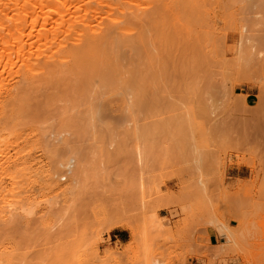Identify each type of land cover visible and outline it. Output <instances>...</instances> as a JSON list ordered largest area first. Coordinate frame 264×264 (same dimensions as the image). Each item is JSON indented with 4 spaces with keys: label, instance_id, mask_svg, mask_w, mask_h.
I'll list each match as a JSON object with an SVG mask.
<instances>
[{
    "label": "rangeland",
    "instance_id": "374dc122",
    "mask_svg": "<svg viewBox=\"0 0 264 264\" xmlns=\"http://www.w3.org/2000/svg\"><path fill=\"white\" fill-rule=\"evenodd\" d=\"M62 1L88 40L0 112L19 156L0 204L30 211L0 217V264H244L228 232L264 229V0Z\"/></svg>",
    "mask_w": 264,
    "mask_h": 264
},
{
    "label": "bare ground",
    "instance_id": "6f19581e",
    "mask_svg": "<svg viewBox=\"0 0 264 264\" xmlns=\"http://www.w3.org/2000/svg\"><path fill=\"white\" fill-rule=\"evenodd\" d=\"M14 3L15 0H0V112L19 91L21 85H27L37 75L48 74L54 64L63 63L66 57L73 55L76 47L83 46L88 40L82 32L72 35V27L65 18L66 1H60L63 8L59 10L57 17L45 9L50 5V0H34L29 8L21 5L18 13L12 16L6 10L11 9ZM3 16L9 18L8 23L1 20ZM115 30L117 28L111 26L100 35L102 38H108ZM245 48L250 56L254 54L250 49L252 45ZM257 55L264 60V37L260 38ZM6 145L4 146L0 139V198L3 193L4 173L8 172L12 163L19 162L18 154H14L13 159L7 155ZM11 204L12 202L9 206ZM19 211L30 213L23 207L2 209L0 204V217L18 214ZM260 225L264 226V220ZM257 229L255 232L248 226H241L238 237L233 230L228 232L230 246L238 243L244 248V264H264V229L260 226ZM133 236L135 238V235ZM255 240H260L261 247L254 250L251 246Z\"/></svg>",
    "mask_w": 264,
    "mask_h": 264
},
{
    "label": "crops",
    "instance_id": "0c3cea01",
    "mask_svg": "<svg viewBox=\"0 0 264 264\" xmlns=\"http://www.w3.org/2000/svg\"><path fill=\"white\" fill-rule=\"evenodd\" d=\"M116 236V235H115ZM208 241L211 245H216L217 243H219V239L220 237L218 236V234L216 232H211L208 235Z\"/></svg>",
    "mask_w": 264,
    "mask_h": 264
}]
</instances>
